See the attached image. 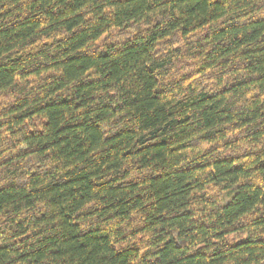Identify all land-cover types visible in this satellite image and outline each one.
<instances>
[{"label":"trees","instance_id":"1","mask_svg":"<svg viewBox=\"0 0 264 264\" xmlns=\"http://www.w3.org/2000/svg\"><path fill=\"white\" fill-rule=\"evenodd\" d=\"M0 264H264V0H0Z\"/></svg>","mask_w":264,"mask_h":264}]
</instances>
